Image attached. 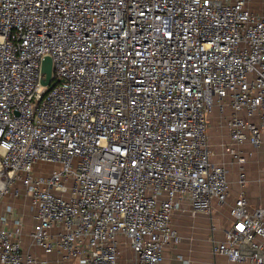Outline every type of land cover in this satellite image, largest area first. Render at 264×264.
<instances>
[{"label":"built area","instance_id":"built-area-1","mask_svg":"<svg viewBox=\"0 0 264 264\" xmlns=\"http://www.w3.org/2000/svg\"><path fill=\"white\" fill-rule=\"evenodd\" d=\"M263 143L264 0H0V264H162L184 204L227 211L214 254L264 264Z\"/></svg>","mask_w":264,"mask_h":264},{"label":"crops","instance_id":"crops-1","mask_svg":"<svg viewBox=\"0 0 264 264\" xmlns=\"http://www.w3.org/2000/svg\"><path fill=\"white\" fill-rule=\"evenodd\" d=\"M214 122L216 126V114H213L211 117V126ZM262 146L259 153L261 152L263 160L264 143ZM256 158L258 159L257 153L255 156L250 157L249 161L246 163V173L248 176L247 191L251 201L255 205L261 201L264 202V183L260 184V186L263 187L262 190L261 187L258 186L262 176L264 162L261 161L262 164H252ZM227 166L230 168V199L233 200L239 188V167L238 164L235 163L227 164ZM251 190L256 193L254 194ZM226 213L227 211L225 210H214L211 217L205 213L194 211L189 204H184L176 209L173 213V225L180 233L181 240L177 245L166 249L162 264H246L230 261L226 256L217 255L212 252V241L210 237L213 236L217 240H222L225 236V230L229 227V220H227ZM211 218L217 221L219 225L214 232H212L210 228ZM26 238L27 237H25V239ZM35 251L39 254H43V251L39 248H36ZM46 257L54 258L55 256L51 255ZM130 258L131 251L129 249H124L121 259H123L126 264H131Z\"/></svg>","mask_w":264,"mask_h":264},{"label":"rangeland","instance_id":"rangeland-1","mask_svg":"<svg viewBox=\"0 0 264 264\" xmlns=\"http://www.w3.org/2000/svg\"><path fill=\"white\" fill-rule=\"evenodd\" d=\"M213 121V120H212ZM216 126H215V122L212 126H210V134H211V147L213 148V152H214V158L217 160V161H220V162H223L224 163V159L226 161V164H234L233 161H231V156L226 154V156L223 155V146H222V143L223 142H226L229 140V137H228V134H227V129L225 127V125L223 124H220L218 123V119H217V122H216ZM263 147V146H262ZM258 159L256 158L255 161H253L252 164H262V162H264L262 160V157H261V152L259 153L258 151ZM230 160V161H229ZM262 161V162H261ZM261 182L259 181V187H261V190H262V186H260ZM253 192V190H251ZM257 191V190H256ZM254 194L256 192H253ZM223 210H225V208H221ZM30 226H31V223H30ZM29 230H30V227H29ZM27 241H30V237H27L26 238ZM126 264L123 259L120 260V264Z\"/></svg>","mask_w":264,"mask_h":264},{"label":"water","instance_id":"water-1","mask_svg":"<svg viewBox=\"0 0 264 264\" xmlns=\"http://www.w3.org/2000/svg\"><path fill=\"white\" fill-rule=\"evenodd\" d=\"M42 70L45 74L42 83L46 85L50 84V88L54 86L57 82L64 81V79L58 78L54 82H52L53 63L52 58L50 56H46L44 58Z\"/></svg>","mask_w":264,"mask_h":264}]
</instances>
